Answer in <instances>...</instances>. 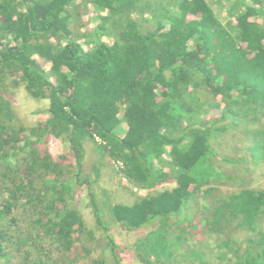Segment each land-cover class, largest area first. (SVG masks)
I'll return each instance as SVG.
<instances>
[{"label":"trees","instance_id":"trees-1","mask_svg":"<svg viewBox=\"0 0 264 264\" xmlns=\"http://www.w3.org/2000/svg\"><path fill=\"white\" fill-rule=\"evenodd\" d=\"M222 1L0 0L1 264L17 244L7 222L24 215L59 254L86 232L107 244L114 225L154 223L136 244L144 264H264V183L211 197L212 211L194 218L204 185L251 182L222 164L238 171L254 150L264 158V0H227L220 20ZM14 84L47 101L44 119L18 122L3 94ZM52 138L65 149L57 156L39 147ZM212 146L225 156L210 159ZM89 150H100L92 170ZM106 156L129 182L115 184V202L99 184ZM83 186L93 228L72 204ZM185 205L195 207L188 223Z\"/></svg>","mask_w":264,"mask_h":264},{"label":"rangeland","instance_id":"rangeland-1","mask_svg":"<svg viewBox=\"0 0 264 264\" xmlns=\"http://www.w3.org/2000/svg\"><path fill=\"white\" fill-rule=\"evenodd\" d=\"M224 4V7L219 8L218 5L213 4V8H215V14L220 20H225L227 18V10L229 9L227 0L222 1ZM81 21H86L87 19L90 20L91 26H96V18L92 15H85V12H83V15L81 14L80 17ZM83 26L82 30H85ZM87 28V27H86ZM46 68H48L49 65L44 64ZM17 80V79H16ZM4 96L8 99L11 105V109L13 113L15 114V117L18 119L19 123L25 124V125H33L37 121L44 119L46 114V109L48 107V103L46 100H36L28 95V93L20 86V85H11L8 92H3ZM16 121V119H15ZM117 134H122L123 130L121 127H119L116 130ZM224 134H222L220 140L225 141ZM229 139V138H228ZM233 140V139H232ZM236 138L234 139V141ZM99 142H101L100 139H98ZM40 148H47L50 153L53 156H57L60 153H63L65 151L63 144L61 143L60 139H50L47 142H44L39 145ZM252 148L250 145L247 146V149ZM100 150H98L96 153H92V151L89 150L88 156L85 163V169L92 170V164L94 163L98 153ZM252 152V154H250ZM248 155L249 156V164L248 166H242V161L235 162L234 166L238 171H234L233 167H228V165L222 164L225 169H227L232 175H239L240 179L243 180H251V182H247L248 184H245L244 181H239L236 179H233V182H228L226 184L221 183H215L211 182L208 185H204L202 187V190L204 191L202 194H200L199 198L197 199V206L198 210L196 212V216L194 217V209H192L191 213L188 212V206L185 205L182 208L183 215L186 216V223H188L190 220H193V217L195 219L198 218L199 212L206 213L208 210V213L211 210L212 206L210 204L211 197L217 198L224 194V192H231L234 190H237L240 187L244 186H254L257 184L264 183V158L262 159V155L258 151H251ZM214 155H219L222 157L225 156V153L220 152V149L218 147L212 146L210 159ZM240 158L246 157L247 154L245 151L242 153L237 154ZM102 162L105 165L104 169L102 168V176L100 178L99 184L104 187H111L110 194L112 196V202H115V199L117 198V194L114 191H112L115 187L116 183L121 184H128L127 178L123 176V173L121 171H117L116 169V161L114 159H110L109 157H104L102 159ZM211 166L213 169H211V172L213 173L215 167L219 168L220 163H218L217 160L210 161ZM239 162V163H238ZM261 162V163H260ZM239 164V165H237ZM254 169L255 174H258V171L261 170V176L259 179L260 182L256 183L257 177L252 179L250 178L246 172V169ZM217 171H220L216 169ZM120 174H118L117 172ZM94 175V173H93ZM120 176V178H119ZM125 179H124V178ZM215 177V176H214ZM242 177V178H241ZM213 181H215L217 178H211ZM244 182V183H242ZM218 188V191H215V195L213 193L207 192L205 189L208 186H214ZM164 186H170L164 184ZM142 189H138L136 192H140ZM134 191V190H133ZM135 192V191H134ZM209 194L208 197H204V195ZM131 195L128 194L126 196V200L122 201L126 203L125 201H129ZM89 198L87 196V190L85 186L81 187L77 194L75 195L74 200L72 201V204L75 208L79 209L81 212L86 227L93 228L95 226L94 219L91 216L90 213V207L88 206ZM127 204V203H126ZM181 217V215L179 216ZM156 224L148 225V227L139 229V230H133V231H126L119 227V225H114V227L109 232L112 237V242H107L105 244V241L107 239L104 236V233L100 231L99 229L95 231L94 238L91 239L88 233L86 232L82 238H80L79 244L75 247H73L70 251H64L63 254H59L55 252V247L51 240L44 238V236H41L40 231L38 230V227L34 225V223L29 219V217H26L25 215L17 218V221L12 223L11 220H8L6 231L7 234L14 238L13 240L17 243L12 246L11 249H8L9 254L2 257L1 262L2 264H12L18 263V264H84L87 262H90L92 259L95 258H106L110 264H115L116 260L114 257V254H118V256L121 258V263L123 264H144L140 261V259L137 257L136 252L139 251L136 247V244L138 242V239L143 238L145 235V232L148 231L151 228H155ZM244 236H240V239L242 240ZM167 237H165L166 240ZM196 236L193 237L195 239ZM198 238V237H197ZM141 240V239H140ZM105 244V250L102 249V246ZM114 244V245H112ZM140 244V243H139ZM163 244H169L164 242ZM112 245V246H111ZM113 247V248H112ZM18 248V249H16ZM19 250V251H18ZM140 252V251H139ZM29 258V259H28ZM8 260V262H7ZM27 262V263H25ZM106 261V263L108 264ZM1 264V263H0ZM174 264H180L179 261L175 262ZM189 264V263H188Z\"/></svg>","mask_w":264,"mask_h":264},{"label":"built area","instance_id":"built-area-1","mask_svg":"<svg viewBox=\"0 0 264 264\" xmlns=\"http://www.w3.org/2000/svg\"><path fill=\"white\" fill-rule=\"evenodd\" d=\"M116 165H117V166H121V165H122V163H121L120 161H116ZM140 192L142 193L143 191H142V190H140Z\"/></svg>","mask_w":264,"mask_h":264}]
</instances>
